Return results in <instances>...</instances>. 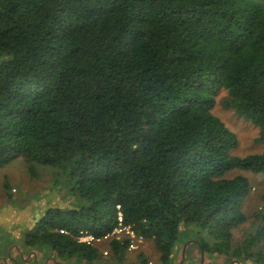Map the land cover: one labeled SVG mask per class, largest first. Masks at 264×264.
<instances>
[{"label": "trees", "instance_id": "obj_1", "mask_svg": "<svg viewBox=\"0 0 264 264\" xmlns=\"http://www.w3.org/2000/svg\"><path fill=\"white\" fill-rule=\"evenodd\" d=\"M223 88L264 139V0H0V168L52 166L72 192L35 211L19 255L134 264L126 236L108 258L79 239L105 238L120 211L160 264H177L188 225L222 264H264V195L255 231L235 238L250 185L226 176L264 174V153L231 154L236 135L211 112Z\"/></svg>", "mask_w": 264, "mask_h": 264}, {"label": "rangeland", "instance_id": "obj_2", "mask_svg": "<svg viewBox=\"0 0 264 264\" xmlns=\"http://www.w3.org/2000/svg\"><path fill=\"white\" fill-rule=\"evenodd\" d=\"M227 92L220 89L216 93V102L211 109L213 115L223 122L237 138V145L231 150L234 156L244 157L251 154L264 153V139L261 138V129L258 125L246 120L240 116L232 107L223 104ZM52 166L33 164L24 160L22 157H16L0 168V262L9 260V264H36L31 260L34 251L19 255L17 249L20 243L12 242V239L20 238L25 231L26 224L30 221L35 211L46 207L52 203H61L72 196L71 185H62L60 180H56ZM242 175L247 177L250 189L243 203V211L247 216V221L240 228L235 230V238L242 237L246 231L254 232L258 226L254 213L263 205L264 195V174L253 172L242 168L231 169L226 176L234 177ZM8 184L9 188H6ZM70 191V192H69ZM11 193V197H8ZM72 198V197H71ZM206 237L208 241L213 238L208 235L206 230L195 225H188L182 228L180 236V246L176 255L177 263L183 261V264H222L223 257H213L204 254L199 246L201 238ZM96 245L102 249L104 256L108 258V238L96 240ZM137 247L128 251V261L134 264H143L140 255L146 257L148 264H160V254L152 239L143 238L137 241ZM260 245L264 250V238ZM15 247V248H14ZM7 248V252L1 249ZM16 249V250H14ZM186 250L183 257V251ZM13 253L11 255V251ZM18 250V251H17ZM27 260V261H23ZM51 259L42 257L40 264H51ZM38 263V264H39ZM241 262L232 261L229 264H240ZM68 264H84L83 261H70ZM223 264H227L226 262ZM242 264V263H241Z\"/></svg>", "mask_w": 264, "mask_h": 264}, {"label": "built area", "instance_id": "obj_3", "mask_svg": "<svg viewBox=\"0 0 264 264\" xmlns=\"http://www.w3.org/2000/svg\"><path fill=\"white\" fill-rule=\"evenodd\" d=\"M118 208H119V206H118ZM112 235H116L117 237H123V236L128 237L130 239V244H129V248H128L129 250L135 249L137 247L136 242L141 241L144 238L142 235H140L136 231H134L129 225L123 224L122 213L120 211L118 212V224H117V226L114 228V230L111 233L105 235V238H108ZM79 239L81 241H87V242L99 240V239H95L94 236L88 232H82Z\"/></svg>", "mask_w": 264, "mask_h": 264}, {"label": "water", "instance_id": "obj_4", "mask_svg": "<svg viewBox=\"0 0 264 264\" xmlns=\"http://www.w3.org/2000/svg\"><path fill=\"white\" fill-rule=\"evenodd\" d=\"M186 250L183 251V257L185 256ZM204 256V252H202V257ZM204 258V257H203ZM178 264V263H177Z\"/></svg>", "mask_w": 264, "mask_h": 264}]
</instances>
